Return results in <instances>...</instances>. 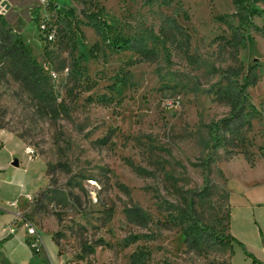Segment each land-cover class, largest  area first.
I'll return each instance as SVG.
<instances>
[{"label": "rangeland", "instance_id": "1", "mask_svg": "<svg viewBox=\"0 0 264 264\" xmlns=\"http://www.w3.org/2000/svg\"><path fill=\"white\" fill-rule=\"evenodd\" d=\"M238 1L0 0L53 100L39 108L0 68V132L46 168L40 190L19 199L20 226L48 253L54 244L64 264L241 258L192 229L229 237V181L264 167V0ZM98 11L104 40L84 17ZM231 69L239 80L252 69L257 82L243 128L211 149V126L230 114L221 95Z\"/></svg>", "mask_w": 264, "mask_h": 264}, {"label": "crops", "instance_id": "2", "mask_svg": "<svg viewBox=\"0 0 264 264\" xmlns=\"http://www.w3.org/2000/svg\"><path fill=\"white\" fill-rule=\"evenodd\" d=\"M14 161L17 167L12 165ZM260 168L264 169L256 165L241 171L238 181H229L228 234L244 247L232 243L233 254L237 250L242 253L235 264H264V183L257 185L253 180L259 172L264 173ZM45 171L44 163L28 157L19 140L0 132V264H64L55 245L52 243L53 251L48 253L42 239L39 252L31 253L29 237L20 226L19 199L40 190ZM8 202H15V207Z\"/></svg>", "mask_w": 264, "mask_h": 264}, {"label": "trees", "instance_id": "3", "mask_svg": "<svg viewBox=\"0 0 264 264\" xmlns=\"http://www.w3.org/2000/svg\"><path fill=\"white\" fill-rule=\"evenodd\" d=\"M234 5L238 4V0H231ZM52 5L49 3V6ZM100 11L93 14H84L85 19L90 24L96 35L104 40L108 36L109 26L102 19ZM177 31L182 33L181 29L177 26ZM75 37V34H73ZM81 37L83 35L81 34ZM236 43L244 45V37L240 36L236 39ZM96 47V46H95ZM119 49V46H116ZM6 70L11 75L13 80L20 84L21 88L30 90L33 100L37 101L39 108H46L47 104L53 100L50 92L47 89V77L43 74L41 68L37 62L33 59L30 49L23 43L20 36L12 33L10 29L6 27V23L0 17V68ZM226 79V86L222 92V100L230 108V114L228 118L222 119L215 123L210 128V143L211 149H215L226 134H237V132L243 128L244 124L241 119V114L247 104L246 89L252 87L257 82V76L254 71L248 70L245 77H241L234 69L228 70L224 73ZM219 125L221 128L219 129ZM249 127V126H248ZM222 131L224 137L219 135ZM205 171L209 173L208 165H206ZM207 182V178L205 179ZM195 231H200L203 235H207L212 238V242L219 246H232L235 243L239 247H244L230 237H222L213 235L211 232L202 229L198 223H194L192 227ZM137 258L133 261V264L137 263ZM255 263V260H253Z\"/></svg>", "mask_w": 264, "mask_h": 264}, {"label": "built area", "instance_id": "4", "mask_svg": "<svg viewBox=\"0 0 264 264\" xmlns=\"http://www.w3.org/2000/svg\"><path fill=\"white\" fill-rule=\"evenodd\" d=\"M41 5H45L46 0H37ZM40 34L45 37L49 42L54 40V34L52 32H48L46 29L45 22H42L39 26ZM25 153L28 157L32 156V153L29 150H25ZM8 206L15 207V202H9ZM27 235L29 237V241L27 242V246L31 253L37 254L39 252V248L41 246V238L36 234L35 230L31 227H27Z\"/></svg>", "mask_w": 264, "mask_h": 264}, {"label": "water", "instance_id": "5", "mask_svg": "<svg viewBox=\"0 0 264 264\" xmlns=\"http://www.w3.org/2000/svg\"><path fill=\"white\" fill-rule=\"evenodd\" d=\"M12 165H13L14 167H17V166H18L17 161H14Z\"/></svg>", "mask_w": 264, "mask_h": 264}]
</instances>
